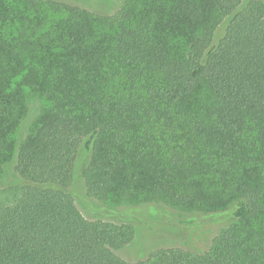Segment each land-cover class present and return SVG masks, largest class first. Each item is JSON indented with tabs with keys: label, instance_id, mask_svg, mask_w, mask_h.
<instances>
[{
	"label": "trees",
	"instance_id": "16d2710c",
	"mask_svg": "<svg viewBox=\"0 0 264 264\" xmlns=\"http://www.w3.org/2000/svg\"><path fill=\"white\" fill-rule=\"evenodd\" d=\"M30 91L37 127L15 145ZM85 160L89 197L132 188L231 223L202 253L124 262L131 227L75 206ZM12 163L0 264H264V3L124 0L107 22L0 0V182Z\"/></svg>",
	"mask_w": 264,
	"mask_h": 264
},
{
	"label": "rangeland",
	"instance_id": "374dc122",
	"mask_svg": "<svg viewBox=\"0 0 264 264\" xmlns=\"http://www.w3.org/2000/svg\"><path fill=\"white\" fill-rule=\"evenodd\" d=\"M65 4L90 13L99 21H114L124 0H42ZM264 3V0H259ZM26 107L21 112L22 119L16 128L15 145L25 140L37 127L40 111L33 92H27ZM26 119V120H25ZM25 120V122H24ZM17 147V146H15ZM88 160L78 164L71 194L76 208L88 221L109 222L118 226L128 225L132 230V241L115 250V256L127 263L147 260L159 250L181 249L192 253H202L212 240L228 226L231 221L212 223L204 219L203 212L196 208L174 205L156 194L138 196L132 188L111 192L105 200L89 197L83 180V170ZM5 177L0 189L14 181L17 176L14 164H7ZM125 201L119 199H123ZM137 201V202H136ZM115 203V204H114ZM114 210L112 215L107 210Z\"/></svg>",
	"mask_w": 264,
	"mask_h": 264
}]
</instances>
